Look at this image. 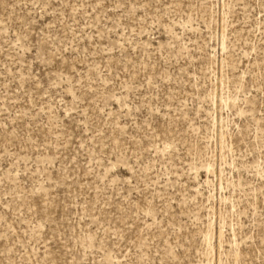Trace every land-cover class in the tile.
Masks as SVG:
<instances>
[{"label": "rangeland", "instance_id": "374dc122", "mask_svg": "<svg viewBox=\"0 0 264 264\" xmlns=\"http://www.w3.org/2000/svg\"><path fill=\"white\" fill-rule=\"evenodd\" d=\"M0 264H264V0H0Z\"/></svg>", "mask_w": 264, "mask_h": 264}]
</instances>
